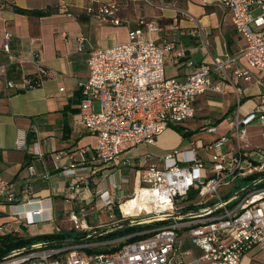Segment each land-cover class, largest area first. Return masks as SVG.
<instances>
[{
    "label": "built area",
    "instance_id": "obj_1",
    "mask_svg": "<svg viewBox=\"0 0 264 264\" xmlns=\"http://www.w3.org/2000/svg\"><path fill=\"white\" fill-rule=\"evenodd\" d=\"M203 2L228 11L236 33L245 41L240 55L215 58L212 64L201 63L184 78L168 76L166 56L174 49V42L148 38L147 34L158 31L160 26L143 18L129 29L128 41L91 51L89 75L78 82V116L86 130L96 136L94 162L119 165L126 151L156 144L167 128L195 117L199 95L224 91L223 80L234 86L241 102V89L226 70L239 57L244 58L247 67L238 66L233 73L245 80L254 77L257 84H264V0ZM92 10V6L86 7L87 12ZM116 10V3H104L97 7V14L118 25L122 20L116 16ZM10 38L7 32L3 45L6 51ZM85 40L84 36L78 38L79 51L84 49ZM186 64L193 66L191 60ZM252 70L262 76H254ZM214 73L219 75L218 81ZM38 74L36 80L40 82L49 71L39 67ZM31 81L27 80L28 87ZM7 84L14 86L12 82ZM259 96L260 102L250 111L243 113L238 108L234 112L228 133L209 142L201 137L192 139L188 147L175 148L143 172L137 170V183L131 195L116 200L108 190L100 192V209L109 210L113 227L126 231L122 237L96 243L113 244L107 251L89 254L85 251L89 244L83 242H38L12 250L0 259V264H243L253 250L255 255L264 254V145L254 144L248 133L252 122L264 119V92ZM95 103H99L98 111ZM205 129L216 132L213 125ZM228 141L232 142L229 147ZM203 155L208 159L204 160ZM28 171L33 174V167L29 166ZM65 172L74 174V165ZM85 182L81 177L73 183L74 191H81ZM113 187L118 188L115 183ZM31 195L30 186L19 194L14 183L0 174V204L8 205L11 212L13 207L40 200L31 199ZM129 200L137 202L124 210L123 205ZM116 210L119 218L115 216ZM34 212L41 214L39 209ZM85 217L84 206L71 212L75 230L91 229ZM55 231L61 229L56 227ZM105 233L104 229L94 230L87 237ZM184 237L190 238L202 252L188 262L184 257L190 251L181 250Z\"/></svg>",
    "mask_w": 264,
    "mask_h": 264
},
{
    "label": "crops",
    "instance_id": "obj_2",
    "mask_svg": "<svg viewBox=\"0 0 264 264\" xmlns=\"http://www.w3.org/2000/svg\"><path fill=\"white\" fill-rule=\"evenodd\" d=\"M104 3L117 4L116 16L122 20L121 24L102 20L97 11L84 10L89 5L97 7ZM0 4V174L14 183L19 194L30 186L31 199H40L21 206L32 204L34 214L36 209L41 211L36 219L28 217L29 222L43 224L37 232L27 229L31 236L58 233L56 227L61 231L81 232L72 226V211L78 212L79 207L84 206L86 216L92 221L91 213L102 211L100 192L108 190L116 200L131 195L137 183V170L143 172L149 164L158 162L160 157L185 141L184 148L192 139L200 138L195 134L183 137L175 129L167 128L156 144L139 145L123 153L119 165L94 162L96 136L86 130L78 116L81 99L78 82L89 75L88 61L92 50L128 41L129 29L136 27L142 18L160 26L158 31L148 33V38L157 42L167 38L174 42V49L166 56V64H172L174 74L168 76L184 78L195 66L212 64L215 58L238 56L245 47L228 11L203 0H0ZM16 7L52 9L53 12L46 16L29 15L16 12ZM80 15L85 18H79ZM7 32L11 34L9 51L3 46ZM80 36L86 39L82 51L78 50ZM188 60L193 66L186 64ZM238 66L247 67L243 57L230 63L226 70L241 89L242 101L238 102L234 86L223 80L224 91L207 92L195 101L196 115L204 120L200 122L201 126L193 129L181 124L184 131L203 129L206 134L218 136L221 133L220 137L230 130L231 118L238 108L246 113L260 102L259 93L251 91L257 85L254 77L245 80L235 75L233 70ZM39 67L48 69L49 74L38 86L28 87V79H39ZM252 73L256 77L262 76L256 70ZM213 77L217 81L220 79L215 73ZM8 82L14 86H8ZM222 121L227 122V131L216 126ZM212 125L216 126V132L209 133L205 128ZM250 126L258 129L253 133L248 127L251 141L264 145L253 140L259 134L264 137V119L258 118ZM202 158L208 159L204 155ZM71 165H74L75 173L68 175L65 169ZM29 166L33 167V174L29 173ZM132 168L135 178L130 189L124 185L123 177L127 173L129 178ZM81 177L86 182L81 191L75 192L72 184ZM114 183L118 188L113 187ZM85 220L91 227L84 230L88 234L103 229L106 232L121 231L114 225H89L86 217ZM24 221L29 224L28 220ZM68 223L70 228H66ZM190 240L184 237L181 245ZM181 250L190 251L184 257L186 262L197 256L190 248L183 250L181 247ZM252 252L254 254L250 256ZM254 256L255 250L249 252L243 264H251Z\"/></svg>",
    "mask_w": 264,
    "mask_h": 264
},
{
    "label": "rangeland",
    "instance_id": "obj_3",
    "mask_svg": "<svg viewBox=\"0 0 264 264\" xmlns=\"http://www.w3.org/2000/svg\"><path fill=\"white\" fill-rule=\"evenodd\" d=\"M165 71H166L167 75L174 74V67L172 66V64L167 63ZM251 91L256 93V94L257 93L260 94L261 92L264 91V85H258L257 84L255 88L251 89ZM99 107H100L99 103H95V110L96 111L99 110ZM210 119H214V117H210ZM203 121H204L203 119H201L198 115H196V117L194 119H191L190 121H187L185 124H182V125H187V126L189 125L193 129H197V128H199L201 126L200 122H203ZM250 125H249V130H252L253 133L255 132V130H258L257 127L252 128ZM216 126L220 127L221 129H226L228 125H227L226 121H222L220 124H218ZM227 130L228 129H226V131ZM202 131H204V130L202 129ZM202 131L201 130H197L193 134H195L197 137L204 138V140L207 141V142L212 141L216 137L221 135V133H219V134L217 133L218 136H216L215 134H206L205 132H202ZM258 132H260V131H257V133ZM253 140L258 142V143H263L264 144V137H262L261 134H259L258 137H253ZM231 143H232L231 141H228L226 143L227 147H229V145ZM186 145H187V141H185L178 148H184ZM134 173H135V169L132 168V169H130L129 178H128V174L127 173L123 177L124 185L125 186H129L130 189H132V184L134 182V178H135ZM128 179H129V182H128ZM236 192H239V191H236ZM0 210L6 211V213L8 214L7 218L0 219V225H2V227H3V229L0 230V236L10 233V234H13V235L29 237V236H31V232H27V229L32 231V232H37V231H39V228H41L43 226V224L41 222H30L28 224L26 221L22 220L18 215H14L15 213L13 211L12 212L14 214H12L11 208L8 205L0 204ZM91 215H92V217H91L92 221H89L88 216H86V219L89 222V225L90 224L91 225L92 224H104V225H108V226L109 225L110 226L113 225L111 223V221H110L109 210H107V208H105L101 212H98V211L96 212L95 211L94 214L91 213ZM115 216L117 218L120 217V215H119L117 210H116V215ZM101 220H104V221H101ZM92 222H95V223H92ZM22 223L24 225H22ZM157 225H159V223H157L156 226ZM66 228H70V224L69 223H68V226H66ZM120 230H122V229H120ZM81 231H84V230H81ZM98 241H100V240L95 238V237H90L89 240H87V242H83V243L89 244V246L86 247L87 249H99V250L104 249V250H108L107 248L113 246V244H110L112 246H109L108 244L104 245V246L103 245L96 246V243ZM181 247H182L183 250L190 248L195 255L197 254V256L199 254H201V250L199 249V247H197L193 242H191V240L188 241V242L183 243L181 245ZM253 254H254V252L250 253L249 255L251 256ZM251 264H264V254L258 253L254 257H252Z\"/></svg>",
    "mask_w": 264,
    "mask_h": 264
},
{
    "label": "trees",
    "instance_id": "obj_4",
    "mask_svg": "<svg viewBox=\"0 0 264 264\" xmlns=\"http://www.w3.org/2000/svg\"><path fill=\"white\" fill-rule=\"evenodd\" d=\"M92 6L93 10L91 12L97 11V7L93 5ZM16 12L22 13V14H29V15H37V16H46L49 15L53 12L52 9H45V10H28V9H22L19 7L15 8ZM86 11V8L84 9ZM79 18H85L82 15L79 16ZM39 81L36 79H32L30 82L31 86H38ZM242 101V100H241ZM171 128L175 129L178 131L183 137H188L191 136L194 132L193 131H184L182 127L180 126H172ZM8 214L5 211L0 210V218L6 217ZM125 230L121 231H111L107 232L104 235H100L97 237L100 241H108V240H113L119 237H122L125 235ZM87 232L86 231H81V232H76L74 230H69V231H61L58 233H43V234H37L33 236H18V235H13V234H5L0 236V259L4 257L5 255L9 254L12 250L22 248L29 246L34 243L38 242H47V243H53V242H66V241H73L75 243H82V242H87L90 237H87ZM85 251L89 254L92 253H100L103 251L107 250H99V249H85Z\"/></svg>",
    "mask_w": 264,
    "mask_h": 264
},
{
    "label": "bare ground",
    "instance_id": "obj_5",
    "mask_svg": "<svg viewBox=\"0 0 264 264\" xmlns=\"http://www.w3.org/2000/svg\"><path fill=\"white\" fill-rule=\"evenodd\" d=\"M136 202H137V200H133V201H130L129 200V201H127V203L125 205H123V209L125 210V209H129V208H133L134 207V204ZM27 204H29V202ZM24 205H26V204H24ZM24 205H20L19 206L20 208L13 207L14 209L13 208L12 209H13V211H15L17 213H21L22 216L25 215V216L29 217L31 220H33V218L36 219L38 216H36L37 214H34L33 213V211H32V208H33L32 204L31 205H28L26 207H21V206H24ZM39 215H41V214H39Z\"/></svg>",
    "mask_w": 264,
    "mask_h": 264
},
{
    "label": "water",
    "instance_id": "obj_6",
    "mask_svg": "<svg viewBox=\"0 0 264 264\" xmlns=\"http://www.w3.org/2000/svg\"><path fill=\"white\" fill-rule=\"evenodd\" d=\"M79 243V242H78ZM51 245H64V244H76L75 242L73 241H66V242H60V241H57V242H53V243H50Z\"/></svg>",
    "mask_w": 264,
    "mask_h": 264
}]
</instances>
